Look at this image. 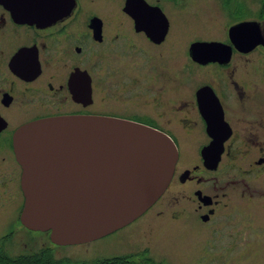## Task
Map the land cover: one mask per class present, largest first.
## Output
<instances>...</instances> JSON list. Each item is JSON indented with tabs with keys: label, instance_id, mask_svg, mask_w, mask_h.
<instances>
[{
	"label": "flooded vegetation",
	"instance_id": "flooded-vegetation-1",
	"mask_svg": "<svg viewBox=\"0 0 264 264\" xmlns=\"http://www.w3.org/2000/svg\"><path fill=\"white\" fill-rule=\"evenodd\" d=\"M86 1L76 0L69 16L45 25L17 22L12 15L17 6L0 4V264H244L248 249L264 247V15L246 18L245 0H216L229 22L227 36L213 42L231 53L225 47L216 61L200 63L190 53L191 42L184 66L178 62L171 70L165 66L172 31L168 17V33L158 42L137 31L131 16L124 27L87 15ZM145 1L165 13L164 0ZM243 22L259 23L262 36L239 49L229 30ZM118 36L127 53L139 47L145 69L119 68L123 59L117 58L128 54L113 51ZM168 55L177 57L172 48ZM115 85L129 90V107H109L105 92ZM63 116L129 119L156 127L177 146L171 183L128 225L129 230L140 222L146 227L129 235L132 249L124 254L57 258L96 240L57 245L50 232L29 229L22 221L25 197L15 135L24 125ZM184 153L189 154L182 158ZM203 153L220 156L219 163H206ZM226 168L228 178L220 180ZM230 172L237 178L229 179ZM176 189L182 195L168 197ZM167 232L185 253L176 263L167 260L162 244L153 245Z\"/></svg>",
	"mask_w": 264,
	"mask_h": 264
},
{
	"label": "water",
	"instance_id": "water-1",
	"mask_svg": "<svg viewBox=\"0 0 264 264\" xmlns=\"http://www.w3.org/2000/svg\"><path fill=\"white\" fill-rule=\"evenodd\" d=\"M16 5L20 23L45 25L69 16L76 0H0ZM123 12L162 42L169 20L145 0H126ZM93 22H101L94 18ZM262 34L257 22L230 28L235 45L248 48ZM228 46L195 42L190 53L200 63L216 61ZM227 53H231L230 48ZM22 167L25 204L22 221L35 231L51 233L54 244L81 245L106 237L138 219L165 193L179 153L175 142L155 127L108 116H63L22 126L15 135ZM217 165L220 156L203 153Z\"/></svg>",
	"mask_w": 264,
	"mask_h": 264
},
{
	"label": "rangeland",
	"instance_id": "rangeland-1",
	"mask_svg": "<svg viewBox=\"0 0 264 264\" xmlns=\"http://www.w3.org/2000/svg\"><path fill=\"white\" fill-rule=\"evenodd\" d=\"M124 1L125 0H94L91 2L90 0H87L84 8L87 15L96 13L95 15H100L104 20L116 22L121 21L120 23L123 24L122 26L128 27L127 23H129V16L125 14L122 9ZM218 1H220V4H223L225 0ZM262 1L263 0H245V9L243 11L244 16L246 18H251L257 17L261 14L262 10H264V4H262ZM162 6L172 23V31L168 36L169 40L166 42L165 46L166 69L172 70L174 66L176 68L178 62L184 66V54L188 53L190 44L195 43L196 41H221L227 36L226 29L228 27H226V23L229 21L225 18L226 14L223 11L220 12V8H217L219 6L216 4V0H164ZM124 31L129 32V29H125ZM118 39V47L113 51L125 54L127 45L122 37L119 38L118 36ZM131 42L132 41L129 40V43ZM171 48L176 51L177 55V57H174V61L172 58L173 55H168ZM139 51H141L139 47L132 50L129 49V52H126L128 55H125V57H118L117 59H123L121 65L118 64V66H120L119 68L130 65V67L135 69H145L146 65L144 58ZM129 54H131L132 58H129ZM177 59H179V61ZM105 93L111 96L109 107L116 108V106L122 107L124 105L129 107V90L125 91L119 89L115 85L110 91H106ZM188 154L184 153L182 158H185ZM227 169L228 168L223 169L220 180H226L228 178V172H224ZM236 178V172L229 173V179ZM180 195L182 194L176 189L173 193L169 194L168 197H176ZM141 223L142 222H140V224ZM140 224L132 226L133 228L130 230L129 226H127L106 238L96 240L86 246L66 249L62 255L57 254L58 256L56 257H69L77 260L81 258L95 260L111 256H119L124 254L125 251L127 252L129 249H132V242L129 235L131 233H138L146 227V224ZM155 243L156 245L158 243L162 244V247L166 252L167 260L170 263H176L185 258V253L177 246L178 238L173 232H167L164 236L160 234L153 245H155ZM244 264H264V247L248 249L245 252Z\"/></svg>",
	"mask_w": 264,
	"mask_h": 264
},
{
	"label": "trees",
	"instance_id": "trees-1",
	"mask_svg": "<svg viewBox=\"0 0 264 264\" xmlns=\"http://www.w3.org/2000/svg\"><path fill=\"white\" fill-rule=\"evenodd\" d=\"M262 4H264V0L262 1ZM261 15H264V10H262Z\"/></svg>",
	"mask_w": 264,
	"mask_h": 264
}]
</instances>
